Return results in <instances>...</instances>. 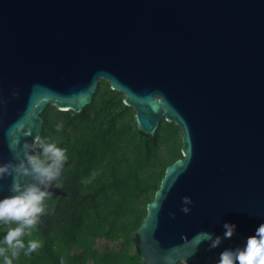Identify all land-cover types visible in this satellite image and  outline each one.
<instances>
[{
    "label": "water",
    "instance_id": "water-1",
    "mask_svg": "<svg viewBox=\"0 0 264 264\" xmlns=\"http://www.w3.org/2000/svg\"><path fill=\"white\" fill-rule=\"evenodd\" d=\"M99 80L124 95L137 131L154 137L165 121L182 133V158L136 232L143 264H215L254 234L264 222V0H0V165L24 158L48 105L80 113ZM14 176L0 178V198ZM225 221L238 225L231 239L193 248L200 232L222 237Z\"/></svg>",
    "mask_w": 264,
    "mask_h": 264
},
{
    "label": "trees",
    "instance_id": "trees-1",
    "mask_svg": "<svg viewBox=\"0 0 264 264\" xmlns=\"http://www.w3.org/2000/svg\"><path fill=\"white\" fill-rule=\"evenodd\" d=\"M122 101L106 83V88L97 86L80 113L46 108L40 114V136L68 148L59 185L67 196L47 201L33 233L43 247L31 256L22 253L15 264H143L136 232L166 167L182 158V133L174 123L161 121L154 137L142 134L135 129L134 110ZM60 121L64 128L57 132ZM93 170L96 178L83 183ZM4 231L0 226V236ZM97 240L115 250L99 251Z\"/></svg>",
    "mask_w": 264,
    "mask_h": 264
},
{
    "label": "clouds",
    "instance_id": "clouds-1",
    "mask_svg": "<svg viewBox=\"0 0 264 264\" xmlns=\"http://www.w3.org/2000/svg\"><path fill=\"white\" fill-rule=\"evenodd\" d=\"M63 128V121L56 124L57 132ZM19 144V139H12L9 147L14 149ZM23 148L24 158L18 165H0V178L15 173L12 194L0 198V226L5 227L0 236V264H15L22 253L31 256L43 247V241L34 238L33 233L38 231L41 217L47 211L46 202L60 185L69 159L68 148L60 146L51 136H35L33 142H24ZM97 175L98 170H93L89 177L82 178V182L91 183ZM21 176L31 177V182L22 183ZM182 199L181 211L187 214L191 211L188 205L193 201L190 196ZM223 228L222 237L207 231L198 233L193 238V248H198L204 241L211 242L209 248L220 247L224 239L234 236L238 225L225 221ZM184 264H187V259ZM215 264H264V222H260L254 234L247 236L240 245L224 248Z\"/></svg>",
    "mask_w": 264,
    "mask_h": 264
},
{
    "label": "rangeland",
    "instance_id": "rangeland-1",
    "mask_svg": "<svg viewBox=\"0 0 264 264\" xmlns=\"http://www.w3.org/2000/svg\"><path fill=\"white\" fill-rule=\"evenodd\" d=\"M106 81L105 80H99V85L98 87H101V88H106ZM108 86L110 87V85L108 84ZM111 89V88H110ZM122 97L124 98V95L122 94ZM48 110L52 111V112H55L56 110L58 111V109L55 107V106H51V105H48L46 107ZM86 108V107H85ZM90 115H92L93 113V110H89L88 111ZM56 120V119H55ZM46 205H50L48 202L46 203ZM238 246L236 243H232L229 247H236ZM96 248L101 251V252H106L108 249H111V250H115V246L113 244H110L106 241H100V240H97L96 241ZM117 250V249H116ZM118 251V250H117Z\"/></svg>",
    "mask_w": 264,
    "mask_h": 264
}]
</instances>
